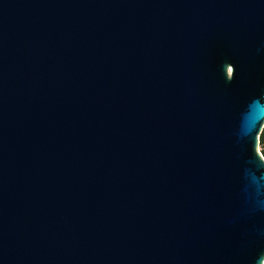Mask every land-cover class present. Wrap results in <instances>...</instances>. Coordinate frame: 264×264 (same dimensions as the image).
<instances>
[{"label": "water", "instance_id": "1", "mask_svg": "<svg viewBox=\"0 0 264 264\" xmlns=\"http://www.w3.org/2000/svg\"><path fill=\"white\" fill-rule=\"evenodd\" d=\"M264 0H0V264H264Z\"/></svg>", "mask_w": 264, "mask_h": 264}, {"label": "trees", "instance_id": "2", "mask_svg": "<svg viewBox=\"0 0 264 264\" xmlns=\"http://www.w3.org/2000/svg\"><path fill=\"white\" fill-rule=\"evenodd\" d=\"M260 148H261L260 152L262 156L264 157V130L260 136Z\"/></svg>", "mask_w": 264, "mask_h": 264}, {"label": "rangeland", "instance_id": "3", "mask_svg": "<svg viewBox=\"0 0 264 264\" xmlns=\"http://www.w3.org/2000/svg\"><path fill=\"white\" fill-rule=\"evenodd\" d=\"M260 150H261V148H260Z\"/></svg>", "mask_w": 264, "mask_h": 264}]
</instances>
